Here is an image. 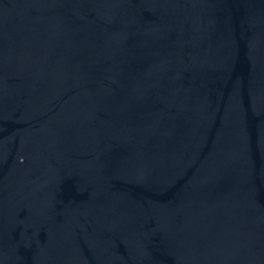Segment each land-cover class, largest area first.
<instances>
[{
	"label": "water",
	"instance_id": "water-1",
	"mask_svg": "<svg viewBox=\"0 0 264 264\" xmlns=\"http://www.w3.org/2000/svg\"><path fill=\"white\" fill-rule=\"evenodd\" d=\"M0 264H264V0H0Z\"/></svg>",
	"mask_w": 264,
	"mask_h": 264
}]
</instances>
